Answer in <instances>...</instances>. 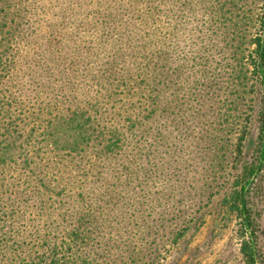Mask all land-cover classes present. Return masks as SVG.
Returning a JSON list of instances; mask_svg holds the SVG:
<instances>
[{"label": "rangeland", "instance_id": "rangeland-1", "mask_svg": "<svg viewBox=\"0 0 264 264\" xmlns=\"http://www.w3.org/2000/svg\"><path fill=\"white\" fill-rule=\"evenodd\" d=\"M163 1L166 2L165 11H176L178 6L174 0ZM194 3L198 5V119L192 122L185 119L187 117L173 120L177 109L164 112V118L151 116V124L147 127H152L153 131H147V148L141 150V157L136 155L133 162H127L128 157L123 156L120 163L134 174L114 170L115 174L129 177L132 186H136L134 201H128L131 197L125 193V201L130 204L114 200L115 205L110 210V204L102 203L100 212L111 215L104 214L100 217H106L99 220L116 231L112 230L111 234L101 232L103 239H99L102 242L85 238L73 246V252L86 248L99 253V256L91 257L89 264H247L241 251L247 240L253 247L255 264H264V87L261 83L264 72L261 54L255 53L254 42L260 36L261 43L264 27H253L255 21L264 18V0L238 2L237 8L232 9L230 15L233 18L242 16L243 24L237 23L234 31L233 20L229 22L227 33L236 41L228 45L220 41L224 24L214 13L210 14L208 7L209 4L222 3V0H195ZM80 4V0H0V13L5 19L1 24H6L0 32V45L4 43L7 31L16 39L10 43L13 50L0 46V64L19 73L17 80L21 82L20 72L27 56L33 61V51L38 53L47 45L50 48L51 39L60 34L61 45H72L77 60L85 56L98 61L92 51L100 60L112 58L113 52L118 50L115 61L120 63L118 58H123L133 71L131 62L135 64L138 56L118 38L121 33L129 34L133 39L140 37V31L125 26L130 21L125 11L132 8L120 2L92 0L87 10L77 15L74 12ZM26 34H32V46L28 49L24 39ZM80 36L82 41L77 40ZM263 48L264 45L260 47V53ZM76 75L78 78L71 79L67 86V97L69 93L75 97L78 92L81 98L83 92L96 89L92 83L99 81L101 72L90 69ZM9 78L0 79V100H4V104L0 102V141L9 133L8 125L23 123L21 108L25 106V95L21 91L12 98L8 95L15 90L8 86ZM118 81L116 79L114 83ZM114 87L119 96L113 114L105 112L108 106L100 109L104 120L113 117L115 112L121 114V123L128 122L125 120L128 117L136 118V112L128 110L126 114L120 111L128 104L124 94L128 88L122 84ZM160 129L166 136L164 141L154 138ZM134 133L139 137L136 131ZM72 156L76 154L67 149L55 150L48 153L42 164L39 158L37 166L57 175L58 182L67 185V189H72V183L67 179L69 174L75 176L74 186L84 179L92 181L101 175L104 179L107 177L108 170L88 176L65 168V159L74 163L81 159ZM15 158L17 164L12 165L5 148L4 154H0L2 204L16 192L20 200L27 197L19 186L23 182L22 156L17 154ZM250 165L255 168L249 174ZM59 190L48 191L46 196H52L51 201H46L45 209L51 216L50 221L57 220L55 224L63 225L64 219L70 221V217L64 218L61 212L57 214L58 200L54 197ZM75 191L82 193L86 190L68 193L74 196ZM235 191L241 193L240 201L236 203L241 213L230 199ZM46 196L41 197L46 200ZM32 200L36 199H31V204H36ZM61 204L64 209L66 206L73 213L79 212L80 205L74 202L64 200ZM91 207L98 208L93 204ZM99 220L95 217L94 222ZM45 234L42 231L29 237L21 236L20 248L10 239V247L0 249V259L6 258L9 264H36L42 251L46 252ZM4 239L5 236L0 234V243ZM97 257L100 259L96 260Z\"/></svg>", "mask_w": 264, "mask_h": 264}, {"label": "trees", "instance_id": "trees-1", "mask_svg": "<svg viewBox=\"0 0 264 264\" xmlns=\"http://www.w3.org/2000/svg\"><path fill=\"white\" fill-rule=\"evenodd\" d=\"M80 1L82 4L76 7L77 12H74L77 15L85 12L92 0ZM109 1L129 5L132 9H127L125 13L130 21L125 26L132 31H140V37L137 39H133L129 34L118 35V38L125 41L131 51L138 56L135 64L131 62L133 71L129 69L123 58H118L121 60L120 63L115 61L118 50L113 52L112 58L100 60L96 52L89 51L97 57L98 61L90 60L85 56L77 60L75 48L73 49L72 45H61L60 34H56L51 39L50 48L47 45L38 53L33 51L35 55L33 61H30L29 55L27 56L20 72L21 82L17 80L19 73L11 67L0 64V79L10 76L8 86L15 88L8 95L12 98L17 91L25 95V106L21 108L23 123L8 125L9 133H6V137L0 141V154H4L5 148V153L7 152L10 157L12 165L17 164L15 158L17 154L22 156L21 179L23 182L19 186L21 193L27 195L20 200L16 192L7 197L2 204L1 198L4 196L1 195L2 187L0 186V234L5 236V239L1 240L0 249L10 247V239H13V244L20 248L21 236L29 237L45 231L43 238L46 242V252L42 251V256L37 257L36 264H89L88 261L92 256H99V253L87 251L86 248L80 252H73V246L81 243L85 238L102 242L101 232L111 234L112 230H115L113 226L106 225L102 219L99 220L111 215L106 211L100 212L102 203L110 204L109 209L115 205L114 200L130 204L131 202L125 201V193L131 197L127 199L128 201H134L136 195H133V189L136 186H132L129 177L115 174L114 170H127L134 174L129 167H121L120 163L123 156L128 157L127 162H133L135 156L141 157L140 151L147 148V131H153L152 127H147L151 124L149 121L151 116L164 118V112L177 109L173 120L187 117L185 119L192 122L198 119V90H200L198 87V5H195V0L182 2L174 0L173 2L178 6L176 11H165L166 2L163 0ZM238 2H247V0L232 2L222 0V3L208 5L210 14L214 13L224 24V35L220 41L225 45L236 41L235 37L231 38L227 33L230 27L229 22L233 20L234 31L237 23L243 24L242 16L233 18L230 15L232 9L237 8ZM72 3L71 1L70 4ZM4 20L0 13V24ZM5 25L1 24L0 32ZM253 25V27L256 25L264 27V18L255 21ZM31 36L32 34H26L24 38L27 49L32 46ZM4 39V43L0 46L13 50V44L10 43L16 42L14 35L7 31ZM77 40L83 39L80 36ZM260 40V36L255 38V53L261 54L264 72V48L260 53ZM0 59H2L1 56ZM254 64L257 65L258 73V62L255 60ZM90 69L101 72L99 81L92 83L96 89L83 92L81 98L78 97V92H75V97L70 96V93L67 97L69 91L67 86L70 80L78 78L76 74L80 71L89 72ZM9 72L12 74L10 75ZM116 79L119 81L115 84ZM261 83L263 84V79ZM120 84L128 88L127 93H124L125 102L128 104L120 111L128 114L130 110L132 113L136 112L138 116L128 117L125 119L128 122L121 123V114L115 112L113 117H107L105 121L100 109L108 106L105 112L113 114L115 101L119 96L114 85ZM0 102L4 104V100ZM8 135H10L9 138H7ZM154 138L164 141L166 136L160 129ZM136 139L138 140L135 141ZM61 149H67L69 153L76 154L72 157L81 158L75 163L65 159L63 161L65 168H72L77 171V174L81 172L88 176H94V173L100 170H108L107 177L104 179L101 177L104 175H101L92 181L84 179L74 186L75 176L72 177L69 174L67 179L72 183V189H67V185H61L58 182L57 175L53 176L51 171H42L37 166L39 158L42 164L48 153ZM248 168L250 174L255 167L250 165ZM49 183L56 185L55 188ZM56 188H60L54 197L58 200V202L54 200L58 204L57 214L61 212L64 218L70 217V221L64 219L63 225L55 224L57 220L50 221L51 216L45 209L46 201H51L52 196V194L47 196L46 194L49 190ZM82 189L86 191L82 193L75 191L76 195H69L73 193L70 192L72 190ZM44 195L46 200L41 197ZM240 197L241 193L238 191L233 192L230 197L239 213H241L240 207L236 206V203L240 201ZM31 199H36L32 200L36 204H31ZM64 200L66 203L74 202L80 205L79 212L73 213L66 206L64 209V204H61ZM87 204L90 208H87ZM91 204L98 208L93 209ZM112 210L117 211L116 208ZM104 214H106L105 217H100ZM95 217L98 218V222H94ZM241 251L247 264H255L254 250L250 240L242 244ZM99 259L97 257L96 260ZM0 262V264L4 262L9 264L6 263V258H1Z\"/></svg>", "mask_w": 264, "mask_h": 264}, {"label": "water", "instance_id": "water-1", "mask_svg": "<svg viewBox=\"0 0 264 264\" xmlns=\"http://www.w3.org/2000/svg\"><path fill=\"white\" fill-rule=\"evenodd\" d=\"M263 45H264V34H263L262 41H261V48L263 47ZM261 75L263 77L262 71H261ZM263 85H264V79H263ZM245 191H246V187H244V190H243V197H244ZM242 205H243V201H242ZM242 208H243V206H242Z\"/></svg>", "mask_w": 264, "mask_h": 264}]
</instances>
